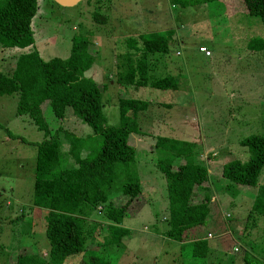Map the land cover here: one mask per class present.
Listing matches in <instances>:
<instances>
[{"label":"rangeland","instance_id":"rangeland-1","mask_svg":"<svg viewBox=\"0 0 264 264\" xmlns=\"http://www.w3.org/2000/svg\"><path fill=\"white\" fill-rule=\"evenodd\" d=\"M243 9L240 0L185 8L173 6L170 0H81L70 7L53 0H38V11L32 19L34 44L24 49L0 48V71L10 74L22 53L36 51L46 61L53 57L65 59L70 54L72 38L87 36L96 60L86 75L102 89L106 123H120L121 94L148 102L147 109L138 114L140 133L130 136L136 145L135 162L130 168L140 180L141 193L122 221L132 233L127 245L139 256H123L119 264H190L197 260L189 257L186 243L182 245L162 234L167 226L163 217L168 214V198L166 179L156 165L157 153L153 151L159 136L198 142L202 148L200 159L206 162L215 181L227 162L248 161L249 152L240 145V139L264 135V51L251 52L246 47L249 38L264 37V23L256 16H242ZM96 12L103 16L99 21L94 18ZM151 31L173 32L169 51L154 60V75L173 76L180 83L179 88L118 87L116 64L118 54L129 50L126 38ZM200 47L211 55L199 52ZM16 99L15 94L0 96V264L14 262L24 246L38 253L49 247L46 212L39 209L36 213L29 207L36 145L43 133L27 116L16 114ZM50 115L46 109V120L56 125ZM63 121V127L77 136L93 132L73 114L71 107L66 108ZM60 140L61 152L66 156L68 141ZM89 146L96 151L100 137ZM69 160L68 166L74 167V161ZM124 177L116 179L109 193L115 205L124 202L120 193ZM222 179L215 181L211 210L204 225L211 233L213 261L231 258L241 264L248 251L263 259L264 217L251 219L244 231L242 226L238 228V223L247 217L255 191L235 185V192H226ZM261 180L264 181L263 175ZM107 252L110 253L105 250L104 254ZM201 262L198 260L197 264Z\"/></svg>","mask_w":264,"mask_h":264},{"label":"trees","instance_id":"trees-1","mask_svg":"<svg viewBox=\"0 0 264 264\" xmlns=\"http://www.w3.org/2000/svg\"><path fill=\"white\" fill-rule=\"evenodd\" d=\"M170 1L173 6L185 8L230 0ZM240 1L244 5L242 16H256L264 23V0ZM37 11L38 0H0V48L32 46V19ZM101 16L98 12L94 14L98 21ZM171 36L172 31L128 36L125 41L129 50L118 54L116 85L126 90L145 86L176 89L173 76L154 75V60L169 51ZM246 47L251 52L264 51V37L249 38ZM95 60L92 41L87 36H74L70 54L65 59L53 57L46 61L38 52L31 51L17 57L12 73L0 71V96L15 94L16 114L27 116L43 133L42 140L36 145L33 196L29 207L33 211L45 210L49 246L46 256L24 246L14 262L7 264H63L67 258L81 252L90 253V256L80 264H111L102 253L92 250H112L131 235L122 221L141 193V184L136 172L130 168L136 156V145L130 141V136L140 133L138 114L147 109L148 102L121 94L118 98L120 123H106L102 114V89L86 75ZM67 107L92 128V134L80 137L63 127ZM46 109L51 111L56 125L46 120ZM96 137H100V146L94 151L89 143ZM61 138L68 141L67 157L61 152ZM239 143L247 148L248 161L234 159L227 162L222 167L221 177L215 178L225 180L222 179L226 192H235L232 189L235 185L255 191L247 217L238 223V228L242 226L244 231L251 219L264 217V181L261 180V176L264 177V135H248ZM201 149L195 141L159 136L153 151L157 153L156 165L166 179L168 214L162 234L182 245L186 243L189 257L201 260L203 264L210 253L207 235L203 236V232L216 180L211 179L209 167L200 159ZM69 158L74 161V167L68 166ZM123 175L120 193L124 202L115 205L110 201L109 193L114 189L116 179ZM102 223L107 233L96 243V233ZM95 243L97 249H93ZM263 259L247 252L241 264H264ZM215 261V264H225L223 258ZM227 261L233 263L234 260L228 258Z\"/></svg>","mask_w":264,"mask_h":264},{"label":"crops","instance_id":"crops-1","mask_svg":"<svg viewBox=\"0 0 264 264\" xmlns=\"http://www.w3.org/2000/svg\"><path fill=\"white\" fill-rule=\"evenodd\" d=\"M211 55V54H210ZM209 55V56H210ZM177 82V87H176V89H178L179 88V85H180V83H178V81H176ZM175 90V89H174ZM69 159H68V163H69ZM137 199V198H136ZM135 199V200H136ZM135 200L132 202V203H134L135 202ZM31 204H32V199H31V202L29 203V206H31ZM132 205V204H131ZM130 205V206H131ZM129 206V207H130ZM129 209V208H128ZM39 211V210H38ZM36 212V213H39V212ZM128 211V210H127ZM127 213V212H126ZM93 217V216H92ZM164 219H165V217H163ZM92 220H94V219H92ZM128 229V228H127ZM130 230V229H129ZM98 231L100 232V233H98ZM98 231H97V233H96V237H95V241L94 242H101L102 240H103V237H104V235L107 233L106 232V226H105V224L104 223H102L100 226H99V228H98ZM131 235H132V233H131ZM130 235V236H131ZM205 235H207V239H208V244H209V240L211 239V233L208 231V230H206L205 229V231L203 232V236H205ZM98 237V238H97ZM129 241H131V238H129V239H127L126 241H124L122 244H120V245H117V246H113L112 247V250H108V251H110V253H108L107 252V255H105L104 254V252H105V250H101V252L100 253H103V255L105 256V257H107V259H109L112 263L114 262L115 264H119V263H121V260H122V257L123 256H129V255H132V256H139V253H138V251L137 250H134L131 246H128L127 244H128V242ZM94 244V246H93V249H97L98 248V244ZM209 247H210V244H209ZM93 251H96V250H92V252ZM235 251V250H234ZM47 252H48V250H42V251H39V253H42L44 256H46V254H47ZM236 252H237V250H236ZM249 252V251H248ZM250 254L252 253V252H249ZM215 251L214 250H211V248H210V253H209V255H208V257H207V264H214L213 263V258L215 257ZM88 256H90V254L89 253H83V252H81V253H79V254H77V255H73V256H71V257H69V258H67L66 260H65V262L63 263V264H80L84 259L85 260H87V258H88ZM154 256H156V255H154ZM212 259V260H211ZM228 258L225 260V264H236L237 262H235V260L233 261V263H227L228 261ZM111 263V264H112ZM153 264H156V262H153ZM190 264H197V260L196 261H194V260H192L191 262H190Z\"/></svg>","mask_w":264,"mask_h":264},{"label":"water","instance_id":"water-1","mask_svg":"<svg viewBox=\"0 0 264 264\" xmlns=\"http://www.w3.org/2000/svg\"><path fill=\"white\" fill-rule=\"evenodd\" d=\"M53 1L60 6L70 7V6L75 5L76 3H78L81 0H53Z\"/></svg>","mask_w":264,"mask_h":264},{"label":"built area","instance_id":"built-area-1","mask_svg":"<svg viewBox=\"0 0 264 264\" xmlns=\"http://www.w3.org/2000/svg\"><path fill=\"white\" fill-rule=\"evenodd\" d=\"M199 51H200V52H203V53L206 54L207 56L210 54L209 50L206 49L205 47H200V48H199Z\"/></svg>","mask_w":264,"mask_h":264}]
</instances>
